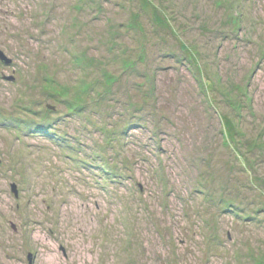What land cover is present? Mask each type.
Here are the masks:
<instances>
[{
	"label": "rangeland",
	"instance_id": "rangeland-1",
	"mask_svg": "<svg viewBox=\"0 0 264 264\" xmlns=\"http://www.w3.org/2000/svg\"><path fill=\"white\" fill-rule=\"evenodd\" d=\"M0 51V264H264V0H0Z\"/></svg>",
	"mask_w": 264,
	"mask_h": 264
},
{
	"label": "water",
	"instance_id": "water-1",
	"mask_svg": "<svg viewBox=\"0 0 264 264\" xmlns=\"http://www.w3.org/2000/svg\"><path fill=\"white\" fill-rule=\"evenodd\" d=\"M0 60L4 64H10L11 63V59L5 58L1 51H0ZM9 79L13 80V77H9ZM10 188H11V191L14 193V195L17 196L16 185L11 184ZM30 255L31 254L28 255V264H31V256Z\"/></svg>",
	"mask_w": 264,
	"mask_h": 264
}]
</instances>
